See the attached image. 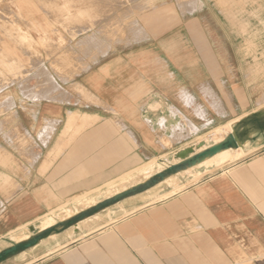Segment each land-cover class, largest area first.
I'll return each instance as SVG.
<instances>
[{"label":"crops","instance_id":"crops-1","mask_svg":"<svg viewBox=\"0 0 264 264\" xmlns=\"http://www.w3.org/2000/svg\"><path fill=\"white\" fill-rule=\"evenodd\" d=\"M162 7L140 16V34L147 35L141 40L129 27L112 37L102 24L81 31L78 41L65 33L72 44H79L73 68L58 70L51 64L56 56L48 59L43 51L40 61L19 48L28 76L20 80L0 69L9 81L0 76V176L14 178L22 189H47L43 196L13 204L22 206L7 214L11 227L0 235L35 222L36 230L20 241L31 242L30 247L0 259V264H264V105L238 70H230V54L221 45L231 41L190 36L189 42L180 43L190 49L173 54L174 71H168L167 45L172 40L161 35L166 31ZM14 12L26 18L22 26L50 30L43 16H33L38 15L33 5H20ZM188 26L199 31L196 22ZM92 37L93 49L87 45ZM42 65L67 94L39 98L36 75ZM202 83L218 94L225 110L220 115L207 108L210 123L204 121L205 127L239 116L238 123L256 122L245 125L238 136L247 154L208 168L175 167L183 160L179 152L203 136H186L171 151L156 136L172 135L173 124H183L182 114L192 116L182 93L187 90L198 102ZM156 93L165 102L159 111L164 126L143 121L150 113L147 102ZM71 114L99 120L75 135L53 161L52 148L67 121L74 119H69ZM171 118L174 123H169ZM126 133L136 136L138 146L123 140ZM24 138L27 146L22 145ZM166 156L174 161L162 162L167 165L149 176L137 175L93 204L84 200L70 216L58 217L61 210L56 208L67 201L73 206L75 196L105 189L151 159ZM17 161L30 173L25 180ZM171 176H176L172 183ZM1 200L4 207L9 202L4 196ZM52 213L56 222L42 230L41 218Z\"/></svg>","mask_w":264,"mask_h":264},{"label":"rangeland","instance_id":"rangeland-1","mask_svg":"<svg viewBox=\"0 0 264 264\" xmlns=\"http://www.w3.org/2000/svg\"><path fill=\"white\" fill-rule=\"evenodd\" d=\"M20 5H33L38 12V15L34 14L33 16L39 20L41 19L40 16H43L44 22L47 20L50 23V30L39 29L37 25H32L31 27L22 26L20 21L26 18L21 13L14 12L15 9L20 10ZM156 5L163 6L160 8L162 9L160 15L161 19L163 20L164 18L166 23V31L161 35L168 40H172L167 45L168 60L166 61V69L168 71H174L175 60L172 55L181 51L185 53L190 49L180 44L183 41L189 42L187 38H190V36L194 38H201L203 36L206 42L211 37L214 39L218 38L221 43L231 41L232 43L230 44L225 43L221 45V48L227 54H230V70H238V75L244 77L252 90L257 92L256 94L259 96L258 104L264 105V0H0V36L2 37L1 39L5 40L3 43L4 47L0 43V69L5 71V73L13 74L14 77L20 80L28 76V71H24L26 66L17 54L19 48L25 53H29L33 58H38L40 61L42 60L43 51L48 53V59L52 58L51 56H56V59L51 64L58 70L63 67L68 69L73 68L75 67L74 65L78 64L75 58L78 57L79 44H72L65 37V33L69 34L71 39L78 41L80 39L78 34L81 31L94 29L96 25L100 24L110 31L112 37L115 34L124 33V29L129 27L130 29H134L136 36L139 33L138 36L140 37L138 40L144 39L147 35L146 33L140 34V32H144V28L138 21H140V16L145 11L151 10L152 12L153 10H158ZM127 10H129V13L126 12ZM192 22L198 23L199 31L196 28H189L188 25ZM154 23L158 24V21L155 20ZM186 27L189 29H186ZM150 30L152 31V28ZM151 37L156 38L152 34ZM94 43L92 37L87 45L90 44L89 48L93 49ZM202 51L206 53L205 50ZM74 69L77 70V68ZM41 71L42 73H39ZM0 76H2L5 82H9L3 72H0ZM36 78L38 80L37 85L41 86L39 98H54L57 95L67 94L45 66L42 65ZM209 86L207 84L200 86V100L198 102L193 94L187 90H183V99L187 106L192 108V116L188 117L186 114H182L183 124H173L171 127L172 135L163 134L162 136H156L163 149L168 148L171 151L174 149L171 147L172 144L174 145V142L186 136H205L198 139L199 141L195 140V142L191 143V146L185 148H193L196 151V149L209 145L211 142L213 143L215 135L219 136L214 132L215 128L226 127L228 129V122L232 119L217 126L207 125L205 127V124H202L204 121L207 124L210 123V120L207 118V108L214 110L213 112L220 115L225 113L222 100ZM3 87L0 85V90ZM164 104V99L160 94H154L147 102V108L150 113L148 112L143 115V121L151 126L156 123L164 126L166 119L159 114ZM175 114L176 111L172 109V116ZM73 117H75L73 120L67 121L61 136H59L57 143L52 148L53 161L61 157V153L71 145L75 135L86 131L99 120L97 117L91 121L88 120L87 116L83 117L76 114H71L69 119ZM236 118L238 119V117ZM240 120L239 116L238 122ZM238 122L234 125V129L238 135L244 131L245 125L250 127L251 125H256L254 120H249L247 124ZM257 122L259 123V121ZM169 123H174L173 118H171ZM54 124V121L51 122V129L54 127ZM120 124L123 127L126 126L123 123ZM202 128L205 129L202 130ZM128 131L132 130L127 129ZM123 140L138 146L136 136H129L126 133ZM22 143V145L27 146L25 138ZM1 154H4L2 148H0ZM156 160L161 162V165L165 167L166 163L170 164V161H174V158L166 156L161 160L158 158ZM162 162L166 163L163 164ZM17 163V168L23 172L24 180L27 179L30 173H28L20 161H17ZM15 164V161L11 160L10 165L13 169L15 168ZM206 167H213V165ZM77 169H75V172H77ZM69 183L70 181L66 182L65 185ZM109 187L105 188L106 192L105 189L93 192L94 196L99 198L104 194L107 195L106 193L112 194L113 192L110 190H116V186L113 188L112 186L111 188ZM50 191L52 192V190ZM46 192L47 189L39 191L22 189L14 178L0 176V234L6 233L11 227L7 214L11 211L18 212V209L22 206L13 205L15 202L29 200L32 195L43 196ZM101 192L104 193L102 194ZM1 196H4L9 201L5 204V207ZM78 198L79 196L77 195L72 201H76ZM69 202L67 201L66 204L60 205L56 209L60 211L61 207L68 205ZM48 215L45 218L46 220L42 219L43 222L48 221V223H39L42 230L48 228L51 223L56 222L55 213ZM63 216L65 215L58 217L61 218ZM48 218L51 220H48ZM36 224V222L28 224L26 231L29 234L35 231ZM15 243L10 232L4 236L0 235V251L4 250V248H9Z\"/></svg>","mask_w":264,"mask_h":264},{"label":"bare ground","instance_id":"bare-ground-1","mask_svg":"<svg viewBox=\"0 0 264 264\" xmlns=\"http://www.w3.org/2000/svg\"><path fill=\"white\" fill-rule=\"evenodd\" d=\"M42 71L39 72V73H42ZM39 77H41V76H39ZM73 118H75V117H73ZM238 119H239V117H238ZM238 119L235 118V119H232L231 121H229L228 122V125H227L228 126V129L226 127L215 128L214 129L215 130L214 132H216V134L219 135V136H216L214 134L215 137H214L213 144H219L227 136H229V134H231L232 132H234V130H235L234 129V125L238 122ZM207 135L209 136V134H207ZM203 137H205V136H203ZM203 137H201V138H203ZM206 138H207V136H206ZM210 146L211 145H206V146L202 147L200 151H203V150L209 148ZM246 154H247V150L240 143V146L238 148H226V149H223V150L219 151L218 153H216V154H214L212 156H208V157L204 158L200 163L196 164L195 166H205L206 167L208 165H213V166L214 165L216 166L217 164L218 165H221L222 163L227 162L229 160L234 161V160H236V159H238V158H240V157H242V156H244ZM177 162H179V161H177ZM161 168H163V165H161V162L157 161L156 158H154V159H151L150 162H148V163H146L144 165H141L140 167H138L135 170L127 173L126 175H124V176H122V177H120V178H118L116 180H113V182L107 183L106 186L107 187L110 186L109 188H111V186H112V188L114 186H116V190L115 191H117L120 188H124L125 186H127V183H129L133 179H135L137 177V175L144 174L146 176H149V175L153 174L154 172H156L157 170H160ZM175 180H176V176H171L170 179L168 180V182L172 183ZM97 190H99V189H97ZM97 190H94L93 192H95ZM103 190H101V191H103ZM110 191L111 192H115L114 190L113 191L110 190ZM105 192H106V189H105ZM174 192H176V190H174ZM101 193L103 194L104 192H101ZM100 194H98V195H100ZM106 194H108V193H106ZM97 199H98V197L97 196H94L93 193H91V194L89 193V195H87V194L86 195H83L82 197L80 196L78 199H76V201H74L73 206H70L69 207L68 205H66L64 207H61V209H60L61 210V213L58 216H60V215L70 216V215L74 214L75 212H78L79 211V204L82 203V202H84V200L87 203H89V204H93V203H95L97 201ZM66 208H67V210H65ZM47 216H49V215L47 214V215H45V216H43L41 218V224L43 222L42 219H45ZM49 218H48V220H51ZM45 223H48V221L45 222ZM51 224H54V222L51 223ZM27 226H28V224H25V225H22V226L18 227L16 230L11 231L10 234L12 236V239L15 242H20V241L26 240V239H28L30 237V234L26 231ZM47 226H45V227H47ZM43 227H44V224H43ZM41 229H42V227H41ZM0 247H1V245H0Z\"/></svg>","mask_w":264,"mask_h":264},{"label":"water","instance_id":"water-1","mask_svg":"<svg viewBox=\"0 0 264 264\" xmlns=\"http://www.w3.org/2000/svg\"><path fill=\"white\" fill-rule=\"evenodd\" d=\"M238 133L236 130L229 134L222 142L219 144H213L209 148L200 151V152H195L193 148H187L179 152V157H181L183 160L179 162L175 167H180V166H195L196 164L200 163L204 158L208 156H212L219 151L226 149V148H238L240 146V140L238 138ZM32 244L31 242H26V243H15L9 248L4 249L3 251L0 252V259L17 252L21 248L25 247H30Z\"/></svg>","mask_w":264,"mask_h":264}]
</instances>
